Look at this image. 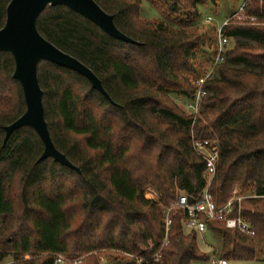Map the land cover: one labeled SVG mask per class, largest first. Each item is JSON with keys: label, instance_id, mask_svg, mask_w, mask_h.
<instances>
[{"label": "trees", "instance_id": "trees-1", "mask_svg": "<svg viewBox=\"0 0 264 264\" xmlns=\"http://www.w3.org/2000/svg\"><path fill=\"white\" fill-rule=\"evenodd\" d=\"M10 1L0 0V29ZM95 1L139 45L111 38L64 6L48 7L37 21L46 40L98 76L112 101L72 70L39 65L52 140L80 172L40 162L44 145L29 127L5 143V127L26 105L14 59L0 53V264H55L56 255L79 264L209 263L179 211L153 260L165 239V210L181 195L194 203L206 187L196 140L218 142L210 192L218 206L245 197L240 215L253 232L209 223L221 240L214 254L236 263L264 258V0L247 2L243 19L223 28L234 46L207 79L195 122L175 98L195 95L196 58L206 48L199 8L214 0ZM144 1L160 21L141 19ZM213 62L210 56L202 74ZM147 188L158 198L147 199Z\"/></svg>", "mask_w": 264, "mask_h": 264}, {"label": "water", "instance_id": "water-1", "mask_svg": "<svg viewBox=\"0 0 264 264\" xmlns=\"http://www.w3.org/2000/svg\"><path fill=\"white\" fill-rule=\"evenodd\" d=\"M56 6H64L83 16L111 38L128 44L139 43L122 33L115 24L114 16L106 13L95 0H11L7 7L6 22L0 29V53H8L14 59V79L22 87L26 110L18 120L5 127V143L14 132L29 127L44 145L40 162L52 159L80 172L79 168L56 148L52 140L45 118L44 92L38 76L39 65L49 62L72 70L86 78L95 91L106 99H111L102 81L90 68L57 48L38 31L37 21L40 15L48 7Z\"/></svg>", "mask_w": 264, "mask_h": 264}, {"label": "built area", "instance_id": "built-area-1", "mask_svg": "<svg viewBox=\"0 0 264 264\" xmlns=\"http://www.w3.org/2000/svg\"><path fill=\"white\" fill-rule=\"evenodd\" d=\"M249 1L250 0H247V2ZM243 8L226 20L217 29V44L213 54L214 62L210 69H208L207 73H204L192 80L194 86L196 87L195 95L189 99H185L183 97L177 98L179 104L183 105L184 111L193 117L194 122L200 115V106L202 99L205 96L204 86L207 79L211 76L213 70L224 61L225 54L232 50L233 41L224 36L223 28L230 25L231 21L234 19H243ZM205 23L208 25L212 24V18H206ZM194 150L206 164V187L200 198L194 203H190L186 196L181 195L178 201L171 208L165 210V239L162 242L161 250L153 258L155 262L160 261L161 252L168 245L169 231L172 224L171 215L176 211L182 212L185 216L183 221V229L185 233H195L197 236H201L207 231V225L209 223H221L224 224L228 230L233 232H239L244 235L253 234L251 225L240 215L241 205L246 199L245 197L235 194L234 197L225 205L218 206L210 192V187L216 175L217 163L219 160L218 142L210 140H196L194 142ZM125 256L128 258H135L131 255ZM80 260L81 259L70 260L65 255H56L55 264H79ZM102 263H104L103 260ZM208 264H232V262L221 259L213 254V257L210 259Z\"/></svg>", "mask_w": 264, "mask_h": 264}, {"label": "rangeland", "instance_id": "rangeland-1", "mask_svg": "<svg viewBox=\"0 0 264 264\" xmlns=\"http://www.w3.org/2000/svg\"><path fill=\"white\" fill-rule=\"evenodd\" d=\"M246 2L247 0H214V3L209 2L206 6L199 8L200 20L197 22V27L199 28V31L206 42L204 53L196 58V68L199 72H201V75L203 73V69L207 66L209 57L213 56L214 54L217 44V29L231 16L239 12ZM209 17H211L213 20V23L210 25L205 23V19ZM141 19L143 21H160L161 17L153 5L144 1L141 9ZM233 46L234 44L232 45V48ZM175 100L178 106L184 110L183 105L179 104L176 98ZM145 197L147 199H157L158 195L153 188H147L145 191ZM197 241L200 250L210 259L213 257L214 252L217 250L221 242L220 237L210 231H206L201 236H197ZM232 264H264V258L260 257L254 262H232Z\"/></svg>", "mask_w": 264, "mask_h": 264}]
</instances>
